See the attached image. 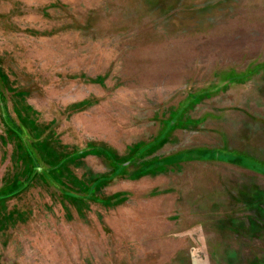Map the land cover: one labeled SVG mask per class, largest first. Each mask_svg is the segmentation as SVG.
Instances as JSON below:
<instances>
[{
  "label": "rangeland",
  "instance_id": "rangeland-1",
  "mask_svg": "<svg viewBox=\"0 0 264 264\" xmlns=\"http://www.w3.org/2000/svg\"><path fill=\"white\" fill-rule=\"evenodd\" d=\"M0 264H264V0H0Z\"/></svg>",
  "mask_w": 264,
  "mask_h": 264
}]
</instances>
